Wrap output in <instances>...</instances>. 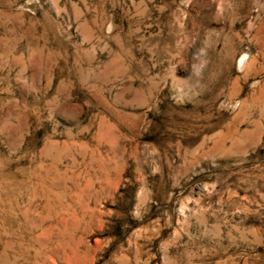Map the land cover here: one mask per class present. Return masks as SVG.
Wrapping results in <instances>:
<instances>
[{"label": "rangeland", "instance_id": "374dc122", "mask_svg": "<svg viewBox=\"0 0 264 264\" xmlns=\"http://www.w3.org/2000/svg\"><path fill=\"white\" fill-rule=\"evenodd\" d=\"M0 264H264V0H0Z\"/></svg>", "mask_w": 264, "mask_h": 264}]
</instances>
